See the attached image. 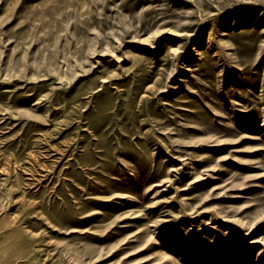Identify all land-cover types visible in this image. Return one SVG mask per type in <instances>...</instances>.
<instances>
[{
	"label": "rangeland",
	"instance_id": "374dc122",
	"mask_svg": "<svg viewBox=\"0 0 264 264\" xmlns=\"http://www.w3.org/2000/svg\"><path fill=\"white\" fill-rule=\"evenodd\" d=\"M0 264H264V0H0Z\"/></svg>",
	"mask_w": 264,
	"mask_h": 264
}]
</instances>
